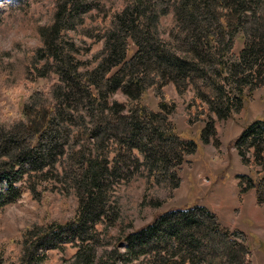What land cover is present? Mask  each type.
<instances>
[{
  "label": "trees",
  "instance_id": "trees-1",
  "mask_svg": "<svg viewBox=\"0 0 264 264\" xmlns=\"http://www.w3.org/2000/svg\"><path fill=\"white\" fill-rule=\"evenodd\" d=\"M106 2L53 0L48 19L35 24L41 44L2 66L7 85L33 75L50 84L28 94L19 118L0 122V210L24 187L40 198L50 179L77 199L73 219L23 231L22 263L42 264L46 249L77 240L78 264H250L244 233L224 232L203 205L171 208L132 228L113 191L137 169L150 187L179 183L181 140L167 115L174 103L162 98L154 110L141 100L145 90L160 94L169 81L180 92L191 85L194 113L211 109L221 117L238 110L246 90L264 85V0H158L152 7L130 0L120 8ZM96 8L102 20L85 23L84 15ZM163 14L169 15L166 26ZM72 27L101 41L88 60L94 61L81 69L85 62L72 42L60 38ZM164 32L170 43L159 38ZM236 35L239 52L233 51ZM131 41L135 49L128 55ZM117 89L126 101L112 97ZM211 129L208 119L203 139ZM234 140L242 162L260 166L248 185L264 199V117L246 124ZM144 203L162 200L152 194ZM109 224L122 250L97 245Z\"/></svg>",
  "mask_w": 264,
  "mask_h": 264
},
{
  "label": "rangeland",
  "instance_id": "rangeland-1",
  "mask_svg": "<svg viewBox=\"0 0 264 264\" xmlns=\"http://www.w3.org/2000/svg\"><path fill=\"white\" fill-rule=\"evenodd\" d=\"M100 1L102 3L106 0ZM129 1L108 0L106 5L120 8ZM157 1L143 0L144 4L151 7ZM51 7L53 0H0V122L9 123L19 118L21 105L28 94L34 88L50 84L47 78L33 75L7 85L3 81L5 73L2 66L25 53H32L41 44L35 24L44 23L48 19ZM98 11L96 8L86 13L85 23L102 20V14ZM168 16L160 15L162 26L167 25ZM108 18L109 16L106 20ZM167 37V32L159 33L161 40L170 43ZM60 38L72 42L75 56L84 60L80 69L94 61L88 60L92 52L101 47L100 40L87 35L79 27L62 31ZM240 48L241 40L237 36L233 51L239 52ZM134 49L135 44L131 41L128 55ZM161 90L157 94L154 89L149 88L141 94V100L154 110L161 108L159 102L162 98L167 104L174 103L167 115L181 140L183 159L177 166L179 183L174 188L157 184L150 187L137 169L131 179L116 184L113 191L120 196L123 216L131 218L132 228H137L165 210L197 202L216 216L218 226L224 232L235 237L236 231H242L246 236L245 244L249 243L250 246V264H262L264 199L258 198L255 186L248 185L258 177L255 170L259 171L260 166L252 167L242 162L234 139L246 124L256 117H264V85L255 87L250 92L246 90L241 103L237 102L238 110L232 107L221 117L211 109H207L210 113L206 109L201 113H194L195 107L188 104L193 93L191 85L180 92L176 84L169 81ZM112 97L126 101L125 94L120 89ZM208 119H211L213 129L205 140L201 136V130L207 125ZM132 151L138 155L139 160L142 159L136 148ZM51 186L54 187L50 188ZM152 194L162 200L160 205L150 206L149 203H144ZM76 209L75 195L69 189H64L60 181L48 180L47 189L40 198L33 197L24 187L18 198L6 203L0 210V264H23L20 258L23 249L22 233L27 227L34 224L44 226L65 223L75 217ZM125 224L124 228L129 230L131 227ZM96 227L99 230L103 228L101 223H97ZM107 229L105 236L99 232L97 245L105 248L116 245L122 250V241L118 242L114 237L116 227L109 224ZM77 242L68 241L60 247L46 249L42 264H78L74 259ZM94 254L97 255V252Z\"/></svg>",
  "mask_w": 264,
  "mask_h": 264
},
{
  "label": "water",
  "instance_id": "water-1",
  "mask_svg": "<svg viewBox=\"0 0 264 264\" xmlns=\"http://www.w3.org/2000/svg\"><path fill=\"white\" fill-rule=\"evenodd\" d=\"M262 264H264V262Z\"/></svg>",
  "mask_w": 264,
  "mask_h": 264
}]
</instances>
